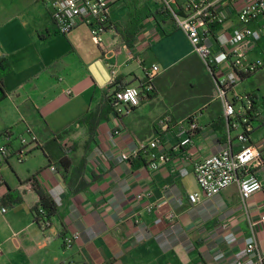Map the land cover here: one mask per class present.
<instances>
[{
	"label": "crops",
	"instance_id": "1",
	"mask_svg": "<svg viewBox=\"0 0 264 264\" xmlns=\"http://www.w3.org/2000/svg\"><path fill=\"white\" fill-rule=\"evenodd\" d=\"M10 2L0 10V58L11 66L4 77L8 95L0 101V147L12 149L0 157V264H231L253 233L264 253V190L244 203L233 184L193 205L188 195L199 187L192 174L179 172L226 144L237 152L246 131L245 145L264 154V35L248 56L262 65L253 74L238 73L228 93L229 100L250 96L258 117L230 128L213 76L161 0H114L100 42L84 24L59 33L44 0ZM234 24L236 18L226 24L229 33ZM153 65L161 69L153 93L145 92L128 114H116L114 91L144 90ZM193 114L199 128L189 146L177 149ZM27 133L39 145L18 162V138ZM152 140L170 154L158 170L144 152L137 156L145 163L137 156L121 160ZM63 145L67 171L59 163ZM250 172L264 184V165L253 164ZM32 179L57 203L48 226L35 222L39 196ZM230 232L233 244L225 240ZM76 233L66 248V238Z\"/></svg>",
	"mask_w": 264,
	"mask_h": 264
},
{
	"label": "built area",
	"instance_id": "2",
	"mask_svg": "<svg viewBox=\"0 0 264 264\" xmlns=\"http://www.w3.org/2000/svg\"><path fill=\"white\" fill-rule=\"evenodd\" d=\"M52 7V16L59 33L68 34L77 26L87 25L98 42L102 34L108 29L111 5L114 0H44ZM163 8L171 16L176 26L188 37L192 51L206 66L216 84L217 99L223 106L224 114L230 128L240 127L242 123L249 124V120L258 117L253 101L247 94H236L232 100L228 93L238 83V73L253 74L258 71L262 63L248 61L250 52L264 35V0H161ZM233 18L237 19L229 33L226 24ZM255 24V27H253ZM218 29L216 36L214 31ZM221 47L219 53L213 47ZM229 47L230 49H225ZM224 65L229 72L224 73ZM160 67L153 65L146 71L142 85L138 87L126 86L114 91L111 104L119 116L128 114L140 105L142 96L151 95L155 89V80L160 73ZM112 84L116 82V71L112 68ZM71 93V92H68ZM167 116L162 121L166 125L170 122ZM188 127L182 129L181 139L175 148H186L192 142V137L199 128L198 116L193 114L187 118ZM118 134V132H116ZM239 150L234 152L232 144H226L211 157L194 164L192 170L181 169L180 176L192 174L199 186V192L188 195L191 204L200 202L201 197L211 199L233 184L239 186L242 202H247L254 194L264 190L262 181L252 172L253 164L264 165V154L258 146L245 145L248 136L242 132L238 136ZM19 149L15 152L18 162L26 160L31 146H38V137L34 134H23L18 138ZM9 146L0 147V157L10 155ZM139 152H144L149 160V167L158 170L169 161V151H160L159 140L141 143L132 153H122L121 160L131 161ZM55 171L56 168L52 167ZM6 212V209H3ZM264 223V215L261 217ZM44 226H47L48 223ZM78 233L66 238V248L73 246ZM228 244H233L237 238L233 232L225 236ZM223 257V254L217 258ZM231 264H264V253L261 251L254 233L235 254Z\"/></svg>",
	"mask_w": 264,
	"mask_h": 264
},
{
	"label": "trees",
	"instance_id": "3",
	"mask_svg": "<svg viewBox=\"0 0 264 264\" xmlns=\"http://www.w3.org/2000/svg\"><path fill=\"white\" fill-rule=\"evenodd\" d=\"M10 71H11V66L8 60L5 57L0 58V101L4 100L8 95V92L4 85V77L8 73H10ZM245 135L248 136L249 133L246 131ZM58 148H60V151H63V155L59 158L60 159L59 163L67 171L70 166V161L69 159L66 158L67 146L63 145V146H59ZM64 150H65V153H64ZM136 158H135L136 161L141 160L142 163H145L141 155L139 157L137 156ZM30 181L32 183L33 189L36 190L39 196V204L33 209L34 216H35V222L38 224L42 223L45 225L48 223L49 225L51 221V217L57 214V211H58L57 203L50 195L46 194L39 186L35 184L36 183L35 179H32Z\"/></svg>",
	"mask_w": 264,
	"mask_h": 264
},
{
	"label": "rangeland",
	"instance_id": "4",
	"mask_svg": "<svg viewBox=\"0 0 264 264\" xmlns=\"http://www.w3.org/2000/svg\"><path fill=\"white\" fill-rule=\"evenodd\" d=\"M11 0H0V10H3V9H6V8H9L11 6ZM249 81L247 82H252V79H248ZM239 86H242V85H239ZM246 87H249V83H246L245 85ZM241 88V87H239ZM199 187V186H198Z\"/></svg>",
	"mask_w": 264,
	"mask_h": 264
}]
</instances>
